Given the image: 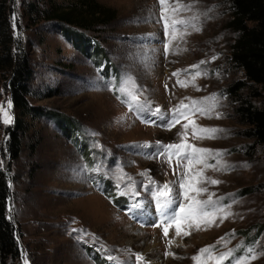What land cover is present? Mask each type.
Returning a JSON list of instances; mask_svg holds the SVG:
<instances>
[{"label": "rangeland", "instance_id": "374dc122", "mask_svg": "<svg viewBox=\"0 0 264 264\" xmlns=\"http://www.w3.org/2000/svg\"><path fill=\"white\" fill-rule=\"evenodd\" d=\"M6 1L12 34L30 59V105L77 125L61 131L55 119L21 115L13 106L9 110L5 75H0V168L8 178V209L20 227L22 249L19 258L5 264H137L138 256L140 264H218L222 253L235 250L224 260L234 264L250 256L248 247L257 256L248 264H264V145L252 150V141L239 135L243 127L226 92L242 79L228 63L235 34L227 26V0H165L163 6L159 0H86L108 8L110 16L99 14L88 28L67 26L104 50L107 62L99 65L64 36L57 20L84 0ZM178 7L180 11H173ZM162 11L168 23H191L178 26L176 39L171 29L166 37ZM258 90L252 101L264 106V88ZM240 92L248 94L246 88ZM129 93L141 103L148 101L153 110L159 108L165 119L131 111ZM214 103L211 116L196 111ZM181 104L187 106L181 107L184 115L169 129L172 110ZM5 115L12 122L18 116L26 125L15 160L6 150L5 129L12 122L5 125ZM202 128L223 131L208 136ZM158 142L191 145L188 152L200 148L211 154L178 160L175 150L171 156L157 155ZM146 143L152 147H137ZM183 173L193 200L211 195L217 208L183 220L181 233L188 235H177L173 225L165 236L162 226H153L159 215L149 181H176L171 186L179 191ZM129 184L138 196L116 195ZM133 203H143V209L129 214L126 209ZM208 246L213 247L202 254Z\"/></svg>", "mask_w": 264, "mask_h": 264}, {"label": "trees", "instance_id": "16d2710c", "mask_svg": "<svg viewBox=\"0 0 264 264\" xmlns=\"http://www.w3.org/2000/svg\"><path fill=\"white\" fill-rule=\"evenodd\" d=\"M6 0H0V75H5V87L9 92L13 110L21 115L46 116L55 119L62 128H71L67 118L56 115L53 111H44L39 106L30 105L29 82L32 75L30 59L15 39L9 20ZM229 18L227 26L233 31L234 38L230 44L228 63L242 73V79L237 80L226 88L227 95L234 99V115L238 125L242 126L239 135L252 141V150L264 145V106H256L252 99L260 95L258 89L264 88V0H227ZM110 10L86 0L78 8H72L57 15L61 31L74 46L89 58L107 62L105 52L96 43L92 44L82 33L72 30L67 25L88 28L98 19L99 14L110 16ZM98 13V14H97ZM99 65V63H98ZM106 64H104L105 66ZM113 70L112 66H109ZM117 83V73L114 77ZM247 89L248 94L242 95L241 90ZM26 125L22 118L16 116L5 129L6 150L10 160L18 158L21 152V137ZM68 136V132L64 130ZM77 134V133H76ZM77 139V138H76ZM78 141V139H77ZM249 193V192H246ZM10 187L6 173L0 168V262L17 259L21 255V244L18 239L20 227L9 213ZM115 202H119L115 199Z\"/></svg>", "mask_w": 264, "mask_h": 264}, {"label": "snow or ice", "instance_id": "6c2138e0", "mask_svg": "<svg viewBox=\"0 0 264 264\" xmlns=\"http://www.w3.org/2000/svg\"><path fill=\"white\" fill-rule=\"evenodd\" d=\"M160 4L163 6L165 3V0H159ZM181 9L178 7L174 9L173 11H180ZM161 19L165 20V25H164V32L165 36L168 37L170 34V29H171V36L172 39H176V33H177V28L178 26H188L191 21L185 20V19H179V20H173L171 23H168V17L165 16L163 11L161 12ZM193 20L196 19V17L192 18ZM13 26H15V16H13ZM185 33H181L180 35L183 36ZM169 42H166L164 44V50H165V55H167L168 50H169ZM215 59V57H213ZM205 63L204 61H201L200 64ZM193 67H198L193 66ZM102 71V69H101ZM204 73L197 72L196 75H202ZM173 75H177V73H173ZM133 87H135L133 85ZM120 92H127L128 90L126 88H120ZM131 95V93H129ZM215 94H213V97ZM213 97H208L205 99H213ZM119 98V97H118ZM195 103V102H194ZM12 107V102L11 100L8 101V109L10 110ZM181 107H187L181 105H177L175 109L172 110L173 113V118L168 121L166 127L169 129L175 124L179 122V117L183 116L184 113L181 111ZM216 107V104L214 103L212 107L210 108H197L196 111H198L201 115L205 116H211L212 114V109ZM129 109L131 111L136 112L138 116H142L144 112H147L150 116H157L158 119L164 120L165 119V114L161 113V110L159 108H156L153 110L151 108V105L148 101H145L144 103H141L135 95H131V102L129 103ZM217 118L219 117V113L216 114ZM3 122L5 125H8L9 123L12 122L11 118L8 117L7 115L4 116ZM148 122V121H145ZM152 123H155V121H151ZM185 128L188 127L187 124L184 125ZM200 132L207 134L208 136H214L217 132L223 131L222 129H216V128H202L199 129ZM196 128L194 126V131L193 134L195 135ZM199 138H204L203 136ZM137 147L140 148H149L152 147L151 144H143L139 145ZM157 148V155H168L171 156L173 154L172 150H175V154L179 159H193L195 157V154L203 153V154H211V150L208 149H200L196 148L194 149V152H188L187 148H191V145H182V144H168L164 145L162 143H157L155 146ZM220 153H217L219 155ZM219 163V161H217ZM206 167H209L210 165L205 164ZM180 165L178 163L177 168H179ZM86 171H98V168H92V169H85ZM143 175V174H142ZM187 178V173H183L181 175V179L179 181V191H177L174 187L171 185L176 184V181H171L168 183H165L163 185H156L154 181H149V184L152 185L151 187V196L152 199L155 201V207L159 215V223L154 224V227H163V232L164 235H168L169 228L172 227L173 225L176 228V233L177 235H188L187 232L181 233V223L183 220H190V218L194 216H199L201 214L203 215H208V213L205 211L206 208H217L218 201H214L212 199V196L209 195V198L207 200H193V198L189 195V191L186 190V185L184 183V180ZM207 179V178H204ZM210 184H218L220 183L217 180H211L208 179L207 181ZM117 188H119V185H117ZM144 190L149 191V185H144ZM200 192H206V188H201L198 189ZM117 196H131L135 197L138 196L139 194L135 192L132 184H129L127 188H124L122 190L117 191L116 193ZM221 199H224L223 197ZM178 205V207H177ZM133 209H143V203H133L129 206L126 211L130 214ZM218 211H223L222 208L217 209ZM230 215V213H227ZM205 223H208L206 221ZM72 232H83L82 229H72ZM171 243V242H170ZM211 247L213 246H208L204 249H201L200 252L206 253L208 252ZM235 250H230L227 253H222L221 256L218 258V264H224V260L228 259L233 255V252ZM246 252L249 255L241 256L240 259L234 260V264H248L249 259H256L257 256L255 255L254 249L252 247H248L246 249ZM166 256L168 255H173L170 252L165 253ZM140 257H137V264H140ZM194 260H198V257H193Z\"/></svg>", "mask_w": 264, "mask_h": 264}]
</instances>
